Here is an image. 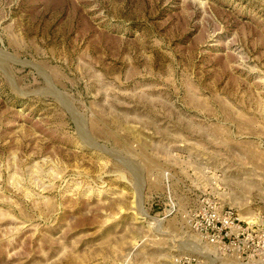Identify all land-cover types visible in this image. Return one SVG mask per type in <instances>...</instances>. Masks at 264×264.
I'll use <instances>...</instances> for the list:
<instances>
[{"label":"rangeland","instance_id":"1","mask_svg":"<svg viewBox=\"0 0 264 264\" xmlns=\"http://www.w3.org/2000/svg\"><path fill=\"white\" fill-rule=\"evenodd\" d=\"M0 264H264V0H0Z\"/></svg>","mask_w":264,"mask_h":264},{"label":"built area","instance_id":"2","mask_svg":"<svg viewBox=\"0 0 264 264\" xmlns=\"http://www.w3.org/2000/svg\"><path fill=\"white\" fill-rule=\"evenodd\" d=\"M253 226L242 224L232 210L202 207L195 216L193 229L221 255L234 259L253 258L254 249L247 245Z\"/></svg>","mask_w":264,"mask_h":264}]
</instances>
